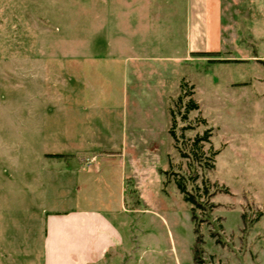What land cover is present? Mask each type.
I'll use <instances>...</instances> for the list:
<instances>
[{
  "label": "rangeland",
  "instance_id": "obj_1",
  "mask_svg": "<svg viewBox=\"0 0 264 264\" xmlns=\"http://www.w3.org/2000/svg\"><path fill=\"white\" fill-rule=\"evenodd\" d=\"M84 2L0 0V264H47L58 211L109 222L94 264H264V0H219L227 61L141 17L119 45ZM206 130L213 168L190 150Z\"/></svg>",
  "mask_w": 264,
  "mask_h": 264
},
{
  "label": "crops",
  "instance_id": "obj_2",
  "mask_svg": "<svg viewBox=\"0 0 264 264\" xmlns=\"http://www.w3.org/2000/svg\"><path fill=\"white\" fill-rule=\"evenodd\" d=\"M148 1V2H146ZM153 2V4H149ZM101 4V9L100 8ZM113 17L112 30L119 32V45L128 43L132 30L140 28V17L145 18L144 26L156 27L163 31L168 45L173 44L177 36L185 37L186 60L205 58L210 61L236 60L232 56L223 57V24H221V6L219 0H85L83 18L85 23L93 18L105 21L106 16ZM87 19V20H86ZM139 21V22H138ZM157 22V23H156ZM100 24V23H98ZM127 36L126 41L124 37ZM81 34L80 44H84ZM223 50V49H222ZM196 52H219L214 56H196ZM251 59L262 62L256 56ZM264 60V59H263ZM78 150V149H77ZM80 150V149H79ZM61 154L57 159H76L71 154ZM69 155V157H65ZM95 155L92 162L96 161ZM79 166L89 165L82 158L76 159ZM96 165V164H93ZM58 211L47 217L42 246L47 264H94L103 259L107 248L114 244L113 230L107 220L98 213L86 214L83 211Z\"/></svg>",
  "mask_w": 264,
  "mask_h": 264
},
{
  "label": "trees",
  "instance_id": "obj_3",
  "mask_svg": "<svg viewBox=\"0 0 264 264\" xmlns=\"http://www.w3.org/2000/svg\"><path fill=\"white\" fill-rule=\"evenodd\" d=\"M194 55H196V56H214V57H217L219 55V52H196V53H194ZM262 62L264 63V60H262ZM180 97L181 96H179L178 98L180 99ZM192 109H198V104L193 99L190 98L184 105V114H182L184 119H186V115ZM170 111H171V115L173 117V112H172V110H170ZM172 126H173V123H172ZM170 132H171V134H173L172 127H171ZM209 135H210V132L208 130H206L203 135L195 136L193 141L191 142L190 150H191V152L194 155L197 154L196 157L198 158L200 166L204 165V166H206V168H213L214 164L211 162L212 161V156H211V158H209V156L206 157L205 158L206 160L202 159V157H201L202 156V147L201 146L203 144L202 142H204V141L208 142L209 141ZM103 152H107V151L100 150V153H103ZM216 153L217 152H212V154H216ZM48 155L51 156V157H61V156H63L61 154H48ZM191 178H194V176L191 177ZM178 185L181 186V181H178ZM181 188H182V190H184V187L181 186ZM205 189H206V187L204 188V193L208 195L207 190H205ZM184 192H185V190H184ZM185 193H186V195H184V198L186 200L190 201L194 205V207H201V204H200L201 202L198 201V199L196 198V195L189 194L187 192H185ZM196 252H197V250L195 249L194 250V258H195V260H196V254H197Z\"/></svg>",
  "mask_w": 264,
  "mask_h": 264
}]
</instances>
